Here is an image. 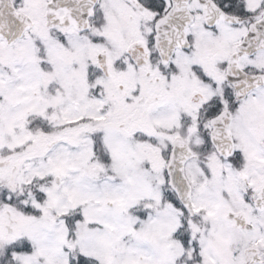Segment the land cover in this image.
<instances>
[{
  "label": "snow or ice",
  "instance_id": "1",
  "mask_svg": "<svg viewBox=\"0 0 264 264\" xmlns=\"http://www.w3.org/2000/svg\"><path fill=\"white\" fill-rule=\"evenodd\" d=\"M0 264H264V0H0Z\"/></svg>",
  "mask_w": 264,
  "mask_h": 264
}]
</instances>
